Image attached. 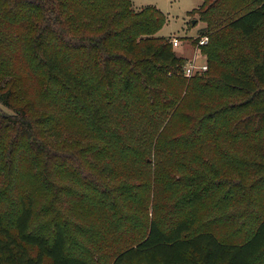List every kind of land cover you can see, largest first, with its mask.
I'll use <instances>...</instances> for the list:
<instances>
[{
	"label": "trees",
	"instance_id": "16d2710c",
	"mask_svg": "<svg viewBox=\"0 0 264 264\" xmlns=\"http://www.w3.org/2000/svg\"><path fill=\"white\" fill-rule=\"evenodd\" d=\"M132 4L0 0V127L32 136L29 108L47 107L53 145L33 155L30 185L12 172L0 182V264H264V202L247 232L214 215L235 203L233 171L261 172L264 191V0L190 11L208 36L207 69L190 78L155 35L162 11ZM40 193L50 234L31 229ZM84 237L106 258L73 252L93 253Z\"/></svg>",
	"mask_w": 264,
	"mask_h": 264
},
{
	"label": "rangeland",
	"instance_id": "374dc122",
	"mask_svg": "<svg viewBox=\"0 0 264 264\" xmlns=\"http://www.w3.org/2000/svg\"><path fill=\"white\" fill-rule=\"evenodd\" d=\"M202 1L203 0H132V5L136 11L147 5L156 6L165 15V22L163 26L155 33V35L166 36L171 40V42L173 39L177 38L179 40V45H173V47L176 54L185 59V64L192 60H195L196 64H207L206 54L201 52V47L197 49L195 42L197 37L202 35L200 30L206 26V23L202 20L199 13L190 12L194 8L198 7ZM203 71L200 70L194 74L202 73ZM193 75L185 76L190 78ZM121 84L122 80L118 78L116 85L121 87ZM236 96L237 94H235L231 100H234ZM237 97L241 99L244 98L241 96ZM114 99L118 102L116 97ZM117 105L113 104L110 110H112ZM0 108L10 112V110L4 107L1 103ZM45 108L47 107L39 105L29 108V113H35L34 117L40 121V123H34L33 126L36 130V133H34L32 136L23 134V132H19L17 128L12 127L9 124H3L0 127V182L4 179V175L12 172L15 175L14 182L21 183L22 185L31 184V178L29 177L28 172L31 166L30 161L36 159L33 158V155L42 160L43 147L53 146L48 139L41 136L40 132L42 128L46 130L47 127V125L44 124L42 120V117L45 114ZM120 108L121 106L113 109L111 115H113V117L119 116ZM60 127H62V124L58 128ZM59 133L63 134L64 130H59ZM256 140L257 142H261L259 138H256ZM260 175L261 172L253 173L250 176L248 172H244L242 169L238 173H235L234 171L230 173V178L235 183V191H237L233 197V201L235 203L229 208H224L222 211L216 212L214 215H225V217H227L226 220H229L231 223L233 222V232L238 229H240L242 232L250 231L251 227L256 221L260 206L264 202V191H261L260 193L257 192V182L259 181L258 179ZM261 178L264 179V177ZM5 202L7 201L4 199L2 203ZM37 203L39 205V211L35 214L31 224V229L50 234L51 227L48 225L50 216L48 214H44L41 210V207L46 205L41 193L37 198ZM11 208H13V206L10 205L1 207L7 224H11L13 219ZM65 215L67 218H74L71 212L65 213ZM78 216H80L79 213H77V217ZM84 217H87V214L84 215ZM111 221L112 220H107V223L110 227ZM240 226L241 228H239ZM217 229H219V232L225 234L232 228L226 227L222 223V227ZM76 230L77 229H71V231H73L75 234ZM106 232H110V230ZM96 234L92 233L90 237ZM79 242L83 244V246L92 247L93 253L89 251H83V249L82 251H76L81 246H76L74 242L71 244L73 252L79 254L85 253L87 256H96L100 254L106 258L108 253L107 251H109L108 248H99L98 244L95 242V237L94 239L92 238V243L88 241L86 237H84L82 240H79Z\"/></svg>",
	"mask_w": 264,
	"mask_h": 264
},
{
	"label": "built area",
	"instance_id": "2783aa9c",
	"mask_svg": "<svg viewBox=\"0 0 264 264\" xmlns=\"http://www.w3.org/2000/svg\"><path fill=\"white\" fill-rule=\"evenodd\" d=\"M208 41V36L207 35H201L197 42H196V47L197 49L200 48L202 45L206 44ZM172 44L174 46L179 45V40L177 38L172 40ZM207 69V64H196L195 60L189 61L188 63H186L183 67V73L186 76H191L193 75L195 72L200 71V70H206Z\"/></svg>",
	"mask_w": 264,
	"mask_h": 264
}]
</instances>
